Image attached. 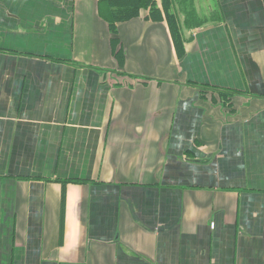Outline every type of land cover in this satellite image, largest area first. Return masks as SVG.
I'll use <instances>...</instances> for the list:
<instances>
[{"label":"crops","instance_id":"0c3cea01","mask_svg":"<svg viewBox=\"0 0 264 264\" xmlns=\"http://www.w3.org/2000/svg\"><path fill=\"white\" fill-rule=\"evenodd\" d=\"M111 1L0 0V264H264V0Z\"/></svg>","mask_w":264,"mask_h":264},{"label":"trees","instance_id":"16d2710c","mask_svg":"<svg viewBox=\"0 0 264 264\" xmlns=\"http://www.w3.org/2000/svg\"><path fill=\"white\" fill-rule=\"evenodd\" d=\"M112 6L115 8L116 20H129L133 17L139 16L143 8L150 9V11L156 12V1L155 0H112ZM167 10V16L169 20L170 30L173 37L174 45L179 56H182L185 52V46L181 40V33L175 19L174 13L170 12L169 6H165ZM116 22L111 24L112 30L117 33ZM116 37L114 41H118ZM227 96L226 92L219 94V98L224 100Z\"/></svg>","mask_w":264,"mask_h":264}]
</instances>
